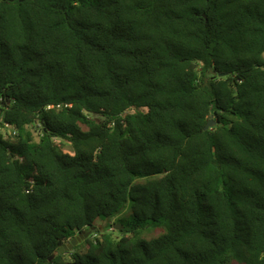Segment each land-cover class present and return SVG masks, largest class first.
Segmentation results:
<instances>
[{"label": "trees", "instance_id": "trees-1", "mask_svg": "<svg viewBox=\"0 0 264 264\" xmlns=\"http://www.w3.org/2000/svg\"><path fill=\"white\" fill-rule=\"evenodd\" d=\"M3 124L0 264H264V0H0Z\"/></svg>", "mask_w": 264, "mask_h": 264}, {"label": "rangeland", "instance_id": "rangeland-1", "mask_svg": "<svg viewBox=\"0 0 264 264\" xmlns=\"http://www.w3.org/2000/svg\"><path fill=\"white\" fill-rule=\"evenodd\" d=\"M9 131L10 130H5V133H8ZM56 142L57 143H60L59 140H56ZM63 148H64V150H68V147L67 146H64ZM129 212H130V201H128L126 203L123 212L119 216L126 217V216H128ZM110 223H111V227L109 228V231H111L115 237L120 236L121 233L119 232L120 229L118 228L119 226H117L118 224H117L116 218L112 219L110 221ZM95 226H98L99 230L101 231V230H104L105 229L106 223L105 222L97 223ZM121 228H122V226H121ZM88 229L89 228H87L85 230H88ZM93 230H94V232L92 233L93 235L91 236V234H90L88 236V237L91 236L90 237L91 239H93L96 236L97 237L99 236V234L96 232L97 230L95 229V227H93ZM165 230L166 229H165V226L164 225L163 226H158V227H152V226H150L148 229L142 230L141 233L139 234V236L142 237V238H144V239H151V238H154V237H157V236L161 235L162 233L165 232ZM85 245H86V243L84 241H82L79 249H81V251H83L85 249V247H86ZM65 259H69V254L68 253L65 254Z\"/></svg>", "mask_w": 264, "mask_h": 264}, {"label": "water", "instance_id": "water-1", "mask_svg": "<svg viewBox=\"0 0 264 264\" xmlns=\"http://www.w3.org/2000/svg\"><path fill=\"white\" fill-rule=\"evenodd\" d=\"M13 1V0H10ZM21 1V0H20ZM205 16V15H204ZM220 76H223L224 73H220ZM215 124V120L214 119H210L204 126V130H207L211 127H213ZM117 226H119L118 228H121V225L118 224ZM94 232L93 227H90L88 230H83V231H79L75 236H73L68 244H64L59 248V252L63 253L65 251H70L72 250L78 243L82 242L84 239H86L90 234H92Z\"/></svg>", "mask_w": 264, "mask_h": 264}, {"label": "built area", "instance_id": "built-area-1", "mask_svg": "<svg viewBox=\"0 0 264 264\" xmlns=\"http://www.w3.org/2000/svg\"><path fill=\"white\" fill-rule=\"evenodd\" d=\"M50 107V106H49ZM0 130L5 133V130H10L8 133L11 132V128L8 126V124L0 125Z\"/></svg>", "mask_w": 264, "mask_h": 264}]
</instances>
